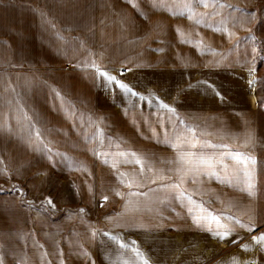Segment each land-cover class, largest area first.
Returning <instances> with one entry per match:
<instances>
[{
    "label": "crops",
    "instance_id": "1",
    "mask_svg": "<svg viewBox=\"0 0 264 264\" xmlns=\"http://www.w3.org/2000/svg\"><path fill=\"white\" fill-rule=\"evenodd\" d=\"M46 1L0 0V179L24 181L33 199L58 174L73 182L77 202L51 217L0 194V262L130 264L121 232L167 223L199 231L196 247L238 242V253L217 263L260 264V244L241 239L259 210L257 89L248 83L256 80V0H106L151 7L150 40L126 27L115 40L109 31L76 33L73 23L85 22L77 0ZM46 4L73 8L55 21L73 32L46 38L44 15V28L32 26L31 7ZM145 151L151 191L135 190L143 175L126 179L127 191L112 189L119 167L134 171ZM236 153L253 159L237 163ZM189 154L191 163L181 160ZM95 199L96 212L77 208Z\"/></svg>",
    "mask_w": 264,
    "mask_h": 264
},
{
    "label": "rangeland",
    "instance_id": "2",
    "mask_svg": "<svg viewBox=\"0 0 264 264\" xmlns=\"http://www.w3.org/2000/svg\"><path fill=\"white\" fill-rule=\"evenodd\" d=\"M40 2L46 3L47 1L40 0ZM93 2L96 6H92ZM83 3H86V5H82ZM76 4L73 8H75L76 14L79 15L77 17H83L82 20L85 21L81 23H73L76 25V28L73 29L76 33H82L85 31H109L112 33L111 37L115 40V38L120 36V33L125 32L124 27H126L127 31H131L129 37H134V35H137L136 33L139 35L145 33V35H148V40H150L151 31L155 30L153 27L157 26V24L150 22L151 7L110 6L109 4L106 5V0H77ZM73 8L71 6H51L47 4L43 6L33 5L30 11V14L32 15V26L34 28L36 27L39 31L40 25H43V23L38 16L44 15L46 20L49 23L51 22V24L45 26L47 27V32L42 29V34L45 32L43 36L46 38H51L55 32H73L69 27L70 23H64V25L63 23H60L57 26L55 22L56 19L60 17L70 16L71 9ZM253 9H256L257 12L256 20L253 24V34L257 45L256 89L258 108V146L256 150V158L259 166L260 193L259 210L256 221L252 225V227L255 226V230H248L243 234L241 239H244L247 236L253 237L264 234V0H256L255 7H252V10ZM65 21L68 20L65 19ZM162 25L164 24H159L160 27H162ZM42 28H44V25ZM34 50H37V48L32 49V51ZM37 54L38 53H33L31 55L33 59L39 57ZM128 57L132 59L135 58L133 55H128ZM33 59L32 61H34ZM150 161V152L145 151L141 163L139 162L140 164L136 166L135 169H132L134 171H131L130 167H119L121 174H114L113 179L117 180L116 176L119 175L120 177H118L120 178V181L113 183L110 187L112 189H117V192L127 191L129 190L128 183H125V180L130 179L132 175H136V177L140 179L143 175V182H136L134 188L135 190L143 191L144 193L150 192ZM132 172H134V174ZM48 181L47 189L31 199L26 195V183L24 181L5 176L0 179V194L14 193L17 195L21 204L29 207H36L44 211L46 210L51 217H56L60 211L74 206L77 199L73 193L74 188L72 181L65 179L58 174L50 176ZM49 200H51V204L48 203ZM100 202L102 201L95 199L91 206L79 204L77 208H84L86 206L88 209L84 208L82 213L92 214V212H96V209L99 208ZM144 202H151V198L145 197ZM115 203L111 204L107 208V211L114 212L119 206L117 202ZM95 214V216L99 218L100 214ZM147 217L148 218H146L144 224L150 226L149 224H151L153 219L151 215H148ZM160 217L161 222L163 218L164 220H167L164 216ZM160 227V230L150 229L121 232V235L127 239L125 243L128 246L124 248V251H127L130 264H144L145 259L149 261V264H231L228 260L227 263H217V260L224 258L226 253H238V248L240 247L238 242H236L229 246L221 245L220 247L208 246L206 248H200L196 247L200 241L199 231L177 230L173 225H168L167 223L165 224V229L162 228V224ZM204 250H207V255L202 256ZM260 264H264L263 256L260 257Z\"/></svg>",
    "mask_w": 264,
    "mask_h": 264
},
{
    "label": "snow or ice",
    "instance_id": "3",
    "mask_svg": "<svg viewBox=\"0 0 264 264\" xmlns=\"http://www.w3.org/2000/svg\"><path fill=\"white\" fill-rule=\"evenodd\" d=\"M196 2H202V0H196ZM253 71H254V70H253ZM103 75L107 76V80H108L109 82H111V81H116V84H118L119 87H120L121 89H123L125 92H130V91H131V89H130L127 85H125V84L121 83L120 81L116 80V77H114V76H109L107 73H104ZM248 83H249L250 86H251V85H254V84L256 83L255 78L253 77L252 79H249ZM133 94H135V93H133ZM215 94H216V95H219V93H215ZM164 106L167 107V105H164ZM174 146H175V145H174ZM180 158H181L182 161H184V162H186V163H191V162H192L191 154H189V159H188V160H185V157H184L183 155H182ZM232 158H233L234 160H236L237 163H245V162H246V159H253L252 157H247V158H245L241 153H236ZM177 187H178V186H177ZM117 194H119V193H117ZM105 200H107V197H105ZM48 203L51 204V200H49ZM81 211H83V209H81ZM197 224H198V226H199V222H197ZM242 227H243V226H242ZM253 227H255V226H253ZM232 231H234V230H228V231H225L223 234L217 232L216 235H217L219 238L223 239V238H225V237L230 236ZM111 239L115 240L116 237H111ZM252 239L255 240L258 244H260V246H261V250L264 251V234H261L260 236H253ZM122 246H123V245H122ZM243 247L245 248V250H247V249L250 247V245L245 244V245H243ZM138 254H139V253H138ZM0 264H2V262H0ZM144 264H149V261H148L147 259H145V260H144ZM245 264H249V262H245Z\"/></svg>",
    "mask_w": 264,
    "mask_h": 264
}]
</instances>
